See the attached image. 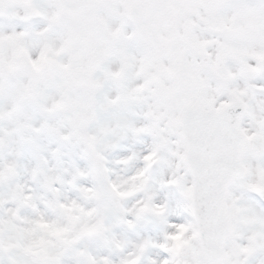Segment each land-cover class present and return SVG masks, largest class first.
<instances>
[{
	"label": "clouds",
	"instance_id": "1",
	"mask_svg": "<svg viewBox=\"0 0 264 264\" xmlns=\"http://www.w3.org/2000/svg\"><path fill=\"white\" fill-rule=\"evenodd\" d=\"M104 19L118 32L123 15ZM97 26L72 0H0V264H185L187 242H202L206 191L218 232H228L223 248L243 259L234 244L264 232V46L232 47L216 65L224 32L192 25L185 46L164 57L179 62V78L152 50L135 49L123 76L96 74L98 88L85 71ZM41 56L37 73L29 60ZM121 66L117 54L103 65ZM181 84L226 137L210 182L193 183L191 152L181 159Z\"/></svg>",
	"mask_w": 264,
	"mask_h": 264
},
{
	"label": "snow or ice",
	"instance_id": "2",
	"mask_svg": "<svg viewBox=\"0 0 264 264\" xmlns=\"http://www.w3.org/2000/svg\"><path fill=\"white\" fill-rule=\"evenodd\" d=\"M76 7L89 17H98L102 27L93 30L91 46L96 49L95 59L89 62L85 71L89 81H96L95 86L103 88L96 75L104 72L105 77L119 78L125 74L129 62L135 60V49H150L153 51V62L164 60L165 71L175 73L179 78L182 68L177 61L175 69L164 59L168 54L185 46L190 27L199 25L210 27L224 34L217 41L220 54L215 64L219 65L228 55V50L241 45L264 46V0H72ZM118 11L123 15V22L118 32L111 31L109 23L104 19L106 11ZM118 36L120 43H114L110 37ZM131 53V55H129ZM113 54L120 55L122 66L119 71L105 72L104 63ZM264 59V56L261 57ZM45 57L30 59L29 63L37 72ZM61 67L67 65L61 64ZM141 70L143 62H141ZM257 69H253L256 71ZM111 104L121 100L117 95L114 99L105 97ZM195 89H188L181 84L176 103L180 115L187 117L188 132L184 136L187 152L181 156L187 159V168L193 178L210 182L222 165L226 155V137L211 118L201 113L196 104ZM151 159V157H148ZM207 188V183H206ZM192 191L191 187L185 189ZM206 207L197 218L202 225V242L193 246L185 264H252L254 257L264 254V232H253L247 237L248 243H236L234 247L243 254V259L236 258L232 251L223 248V239L228 232H218L219 220L215 213V201L210 191H206ZM230 195V193H229ZM236 212L241 209L236 208ZM264 223V220L260 221ZM185 230V225L179 226ZM235 231L234 227H231ZM179 239V237H171ZM243 238V237H242ZM30 264V262H26ZM95 264V262H93ZM165 264H168L165 261Z\"/></svg>",
	"mask_w": 264,
	"mask_h": 264
}]
</instances>
